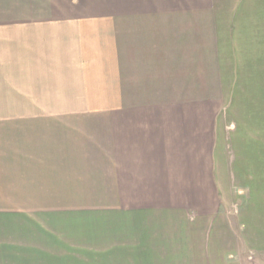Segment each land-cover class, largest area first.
I'll list each match as a JSON object with an SVG mask.
<instances>
[{
	"label": "crops",
	"instance_id": "crops-1",
	"mask_svg": "<svg viewBox=\"0 0 264 264\" xmlns=\"http://www.w3.org/2000/svg\"><path fill=\"white\" fill-rule=\"evenodd\" d=\"M75 6L0 0V264H238L239 249L263 253L264 146L234 147L243 193L231 211L216 96L200 82L198 0ZM228 15L213 13L207 75L232 57ZM108 88L109 114L71 113L104 104Z\"/></svg>",
	"mask_w": 264,
	"mask_h": 264
},
{
	"label": "rangeland",
	"instance_id": "rangeland-1",
	"mask_svg": "<svg viewBox=\"0 0 264 264\" xmlns=\"http://www.w3.org/2000/svg\"><path fill=\"white\" fill-rule=\"evenodd\" d=\"M64 1V0H63ZM76 3L78 7L80 3L86 0H66ZM94 0H88L91 2ZM199 2V66H200V82L207 83L210 90L205 92L215 94L216 96V112H215V144L226 146L227 153L222 154L223 159L219 161L229 166V173L234 177L229 182L226 181L225 193L231 198V211L239 205V196L243 190L239 187V182L235 179L238 171L235 160L240 154L235 152L234 147L246 145L264 146V0H215L220 9L214 8V0H198ZM213 3L212 5L210 3ZM95 3V2H93ZM248 6L245 12L247 14L244 20L239 21L240 33L236 34V24L233 14L237 8ZM244 6V7H245ZM243 7V8H244ZM228 10L229 15L226 16L227 33L222 36L224 43L231 47L232 57L229 61L225 59V67L220 72L216 65L215 73H205L212 61L214 63L218 58L213 59L216 53L214 47L213 35L216 30L213 13L224 15ZM243 10V9H241ZM88 17L90 12L88 10ZM79 13H77L78 15ZM233 28V29H232ZM232 31V32H231ZM237 35V36H236ZM239 39H238V38ZM202 39H206L202 41ZM218 46V45H217ZM213 49V50H212ZM215 49V51H214ZM227 61V62H226ZM230 71V73H229ZM107 87H110L111 80L104 75ZM262 83V84H261ZM214 87L215 89H211ZM104 104L95 106L89 104H81L80 106H72L71 113L85 114H109L111 110V90H104ZM221 156L217 154V157ZM226 157V159H225ZM237 169V170H235ZM217 172V171H216ZM216 183L223 182L220 176L215 175ZM223 192V186H221ZM231 260L238 264H264L263 253H249L242 249L238 253L231 256Z\"/></svg>",
	"mask_w": 264,
	"mask_h": 264
}]
</instances>
